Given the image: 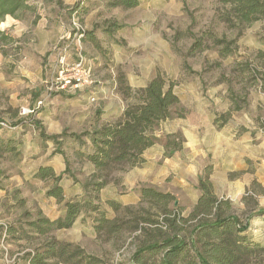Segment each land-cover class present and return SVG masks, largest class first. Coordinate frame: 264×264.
<instances>
[{"label":"rangeland","instance_id":"374dc122","mask_svg":"<svg viewBox=\"0 0 264 264\" xmlns=\"http://www.w3.org/2000/svg\"><path fill=\"white\" fill-rule=\"evenodd\" d=\"M26 2L0 20V264H25L26 253L47 240L29 232L38 212L50 219L63 215L64 204L46 195L53 181L34 178L45 166L62 175L64 201L90 200L123 225L110 235L96 233L98 214L88 212L50 238L76 244L102 264H130L141 240L132 227L164 213L156 200L133 199V191L168 189L176 203L169 201L167 212L181 206L187 211L194 187L182 190L171 177L158 186L154 169L145 166L146 180L134 183L137 171L127 167L95 192L99 179L86 160L92 151L88 133L116 121L133 102L123 87L143 88L158 75L172 86L183 116L161 123L151 155L181 128L205 135L212 145L217 135L225 143L234 134L264 150V20L226 23L228 8L220 0H139L132 9L110 8L105 0ZM219 152L215 156L222 157ZM247 189L231 197L239 204ZM113 200L122 202L119 210L111 207ZM251 207L249 200L234 213L243 220L254 215L250 238L264 247V215ZM9 227L16 232L7 233ZM251 264H264V254Z\"/></svg>","mask_w":264,"mask_h":264},{"label":"trees","instance_id":"16d2710c","mask_svg":"<svg viewBox=\"0 0 264 264\" xmlns=\"http://www.w3.org/2000/svg\"><path fill=\"white\" fill-rule=\"evenodd\" d=\"M27 0H0V20L4 15L14 16L16 10L27 6ZM52 1V0H46ZM59 1V0H57ZM110 8L132 9L139 5V0H105ZM228 11L222 16L226 23L249 25L258 20H264V0H220ZM214 42L220 44L213 40ZM200 47L198 44L195 47ZM228 48H224L223 55ZM264 57V54H261ZM125 98L133 100L126 105L121 116L114 122L105 123L88 133L92 151L86 155V160L95 169L94 178L99 179L94 184L98 192L108 184L109 177L115 172H122L127 167H135L143 162L142 155L156 144V131L161 123L183 116L178 96L171 85H166L160 76H155L140 89L132 90L123 87ZM183 138L175 133L166 137L164 156L169 157L182 148ZM0 140V149L3 147ZM210 167L204 168L198 180L200 196L192 205L187 215L184 207H176L167 212L169 201L175 202L174 196L160 193L150 188L140 190V201L156 200L163 207V214L156 220L144 221L147 228L132 227L140 235V241L132 254L130 264H251L253 260L264 254V247L249 238V219L244 220L234 213L230 201L218 198L213 193L209 181ZM61 174L55 176L51 166L39 167L34 178L39 181H53L46 195L57 203L64 204L63 215L50 219L41 216L28 222L29 232L37 236H45L47 240L26 253L25 264H102L97 257L87 255L78 245L61 242L50 238L56 230L70 228L76 219L84 213H97L93 219L96 233L106 235L119 232L123 225L114 218H107L100 207L90 200L64 201L62 187L58 184ZM256 182H252L240 198L248 205L254 196ZM264 192V188L261 189ZM249 198V199H246ZM248 200V201H247ZM111 207L119 210L122 205L110 202ZM16 232L9 227L7 233ZM26 232L21 236L25 237ZM30 239L29 237H25ZM122 264V263H118Z\"/></svg>","mask_w":264,"mask_h":264},{"label":"crops","instance_id":"0c3cea01","mask_svg":"<svg viewBox=\"0 0 264 264\" xmlns=\"http://www.w3.org/2000/svg\"><path fill=\"white\" fill-rule=\"evenodd\" d=\"M180 132L183 137L182 148L179 151H175L171 156H164L165 139L162 140L160 145H157L154 155H151L152 151L149 152L150 149H152L151 147L146 150L149 156H147L146 151L143 153V162L140 165L132 167L137 171L136 173L138 175L134 183L146 180L145 174H143L141 168L148 166L154 169L152 171V176L155 180V184L158 186L167 181L169 177L173 180L171 183L182 190L185 188H192L190 186V184H192L194 187L192 188L193 195L188 202V210L185 211L186 208L183 206V214L187 215L192 205L197 202L200 196L198 180L201 176V172L204 168L210 167L209 181L212 184L214 195L218 198L230 201L234 209L239 207V205L243 208L244 204L241 200H239L238 204V202L231 197L232 194L234 192L242 193L246 188L250 187L253 181L256 182L257 191L254 193V196L251 197L253 205L250 209H254V213H257L256 215L258 216L264 215V210L261 212L260 208V206L264 204V192L260 190L264 188V157L261 156V153L264 154V150L261 149V144L254 145L249 143L248 140L250 138L236 140V135L233 134L225 140V143H222V140L219 139V135H217L215 144L212 145L205 139V135H202L200 139L197 135L190 133L189 130L184 128H181ZM262 147L264 148L263 144ZM219 151H223L222 154L224 155L222 157L220 155L215 156L214 152L220 153ZM233 173H240L237 175L239 177L234 179L229 178V175ZM224 186L227 187L226 193L222 191ZM161 192L171 194L172 196L175 195L169 192L168 189H162ZM139 194L140 190L139 187H137V190L135 192L133 191V199L139 201ZM116 201L114 202L122 205V202ZM253 217L254 215L250 216L248 224L249 229L246 232L249 238L250 222H252L251 220ZM251 240L263 246L262 242L254 239Z\"/></svg>","mask_w":264,"mask_h":264},{"label":"built area","instance_id":"2783aa9c","mask_svg":"<svg viewBox=\"0 0 264 264\" xmlns=\"http://www.w3.org/2000/svg\"><path fill=\"white\" fill-rule=\"evenodd\" d=\"M41 102H39V104H40ZM262 144H263V146H264V138L262 139Z\"/></svg>","mask_w":264,"mask_h":264}]
</instances>
